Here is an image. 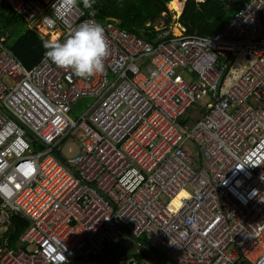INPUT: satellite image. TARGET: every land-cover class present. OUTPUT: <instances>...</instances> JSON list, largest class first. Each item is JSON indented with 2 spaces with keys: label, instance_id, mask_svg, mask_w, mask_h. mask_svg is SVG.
<instances>
[{
  "label": "built area",
  "instance_id": "built-area-1",
  "mask_svg": "<svg viewBox=\"0 0 264 264\" xmlns=\"http://www.w3.org/2000/svg\"><path fill=\"white\" fill-rule=\"evenodd\" d=\"M56 2L0 8L46 42L99 23L76 5L49 25ZM99 24L109 54L87 78L45 55L26 68L0 36V264H158L159 246L170 264H264V0L212 36ZM15 214L28 225L12 245Z\"/></svg>",
  "mask_w": 264,
  "mask_h": 264
},
{
  "label": "trees",
  "instance_id": "trees-1",
  "mask_svg": "<svg viewBox=\"0 0 264 264\" xmlns=\"http://www.w3.org/2000/svg\"><path fill=\"white\" fill-rule=\"evenodd\" d=\"M170 0H91V8L84 6V0H78L77 6L86 17L94 18L99 23H113L128 33L152 42L161 31H156L153 23L163 18L164 25L171 21V13L166 4ZM246 0H187L177 22L186 34L212 36L228 22L235 11ZM164 14V15H163ZM163 15V16H162ZM7 33V34H6ZM6 38L4 45L26 67H33L45 52L44 41L25 22L6 7L0 8V36ZM16 35L12 42L10 38ZM28 222L21 215L10 218V242L15 245L19 235ZM158 264H170L163 252L155 251Z\"/></svg>",
  "mask_w": 264,
  "mask_h": 264
},
{
  "label": "clouds",
  "instance_id": "clouds-1",
  "mask_svg": "<svg viewBox=\"0 0 264 264\" xmlns=\"http://www.w3.org/2000/svg\"><path fill=\"white\" fill-rule=\"evenodd\" d=\"M195 1L203 2L204 0ZM77 2L78 0H58V2L52 5V15L44 17L46 23L49 25H55L57 20L63 21L72 13L77 5ZM84 6L91 8V0H84ZM178 24L180 26L179 34H186L185 29L179 22ZM26 26L38 35L36 29L30 28L27 24ZM168 26L169 24L167 26L164 25L162 17L153 23L154 29L156 31H161L160 34L163 32H169L172 35H179L175 34L171 30H168ZM66 31L68 32V35L63 40H55L52 42H46L48 41V38L42 39L38 35L39 38L45 42L43 45L45 48V57L58 67L70 69L75 76L80 78H87L95 74L103 73L105 71L104 59L109 54L103 27L99 23L88 21L81 22L75 26L66 25ZM6 34L3 36L4 41ZM0 193H4L8 196L12 195L11 190L7 186L0 187ZM197 221L198 217H188V223L193 229L198 227Z\"/></svg>",
  "mask_w": 264,
  "mask_h": 264
},
{
  "label": "rangeland",
  "instance_id": "rangeland-1",
  "mask_svg": "<svg viewBox=\"0 0 264 264\" xmlns=\"http://www.w3.org/2000/svg\"><path fill=\"white\" fill-rule=\"evenodd\" d=\"M179 1L181 2V8H180V12L179 13H176L170 7H168V3L169 2L166 4L167 9L171 13V21H170L169 26H168L167 29L168 30H171L173 32H174V28L178 27V25H179L176 20H177V18L179 17V15L181 13V9L183 8V3H184L182 0H179ZM15 38H16V35H13L10 38V41L12 42L13 40H15ZM92 100H93V98H91V99H89V98H83V99H81L80 102L78 103V105L73 109L74 112L73 113H70L69 116L72 119H74L76 116H78L87 107V105ZM197 104L204 106L206 104L205 99L200 100ZM56 150L58 151L59 155L62 156L63 158H70V157H73L79 151V148H78V143L76 141H74V140H68V141L62 143L61 145H59L56 148ZM132 246L133 245H131L130 248H133ZM157 250L160 251V252H164L165 251V249L163 247H161V246H159L157 248Z\"/></svg>",
  "mask_w": 264,
  "mask_h": 264
},
{
  "label": "water",
  "instance_id": "water-1",
  "mask_svg": "<svg viewBox=\"0 0 264 264\" xmlns=\"http://www.w3.org/2000/svg\"><path fill=\"white\" fill-rule=\"evenodd\" d=\"M125 232L128 235V237H130L133 241H136L126 230ZM127 244L128 242L125 239H120L119 242L114 244V246L107 251V253L111 255H115L117 253V250L122 251Z\"/></svg>",
  "mask_w": 264,
  "mask_h": 264
},
{
  "label": "bare ground",
  "instance_id": "bare-ground-1",
  "mask_svg": "<svg viewBox=\"0 0 264 264\" xmlns=\"http://www.w3.org/2000/svg\"><path fill=\"white\" fill-rule=\"evenodd\" d=\"M168 7H170L173 11H175L176 13L180 12V8H181V2L179 0H171L168 3ZM174 32L175 34H179L180 33V29L178 27L174 28ZM52 37H54V35L51 34Z\"/></svg>",
  "mask_w": 264,
  "mask_h": 264
},
{
  "label": "crops",
  "instance_id": "crops-1",
  "mask_svg": "<svg viewBox=\"0 0 264 264\" xmlns=\"http://www.w3.org/2000/svg\"><path fill=\"white\" fill-rule=\"evenodd\" d=\"M184 3H183V7H184V5H185V2L187 1V0H182ZM183 9V8H182ZM182 9H181V11H182ZM178 27H179V29H180V26L178 25ZM109 256V255H108Z\"/></svg>",
  "mask_w": 264,
  "mask_h": 264
}]
</instances>
